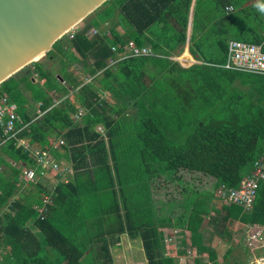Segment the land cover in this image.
I'll return each mask as SVG.
<instances>
[{"label":"trees","instance_id":"1","mask_svg":"<svg viewBox=\"0 0 264 264\" xmlns=\"http://www.w3.org/2000/svg\"><path fill=\"white\" fill-rule=\"evenodd\" d=\"M247 1L194 0L187 41L192 0H106L43 60L0 83V104L6 97L18 115L15 137L0 128V264H113L109 246L122 234L140 238L147 264H176L159 228L182 225L193 264L205 253L209 264H226L230 247L219 263L203 243L205 217L225 235L228 221L264 226V180L249 210L217 194L264 159V75L221 66L231 36L264 50L261 14ZM130 41L152 55L110 65ZM186 42L197 62L183 67L171 56ZM18 139L71 162L72 177L54 173L17 195L20 170L34 165ZM178 171L212 177L213 190L198 193L184 218H159L150 181Z\"/></svg>","mask_w":264,"mask_h":264},{"label":"rangeland","instance_id":"2","mask_svg":"<svg viewBox=\"0 0 264 264\" xmlns=\"http://www.w3.org/2000/svg\"><path fill=\"white\" fill-rule=\"evenodd\" d=\"M247 2V5L251 8L250 2ZM255 9L258 11L257 8ZM78 24L72 27L71 30H74ZM228 39L236 38L231 36ZM186 48L187 43L184 46V50H186ZM184 50L180 54L173 55L171 57L177 58L180 55L177 60L183 67H188L193 61L192 59L189 61L186 60L185 58L187 57L182 58ZM41 59L43 60V58ZM195 62L196 61L194 60V63ZM82 111L83 110H80L74 116L78 118ZM62 164L64 163L62 162ZM65 164L69 168L70 163L65 162ZM65 164L63 166L67 168ZM49 179H52V177H49ZM213 185L214 179L212 177H208L200 173H190L187 171L165 173L152 178V195L156 206L155 210H157L159 218L167 219L172 217L176 220V218L180 215L184 218V213H187V208L189 207L192 199H194L198 193L212 192ZM29 188L31 189L32 187L22 184V190L28 191ZM215 201L218 203V200ZM205 218V223L201 227L203 242L208 248L215 252L219 263L223 262V255L230 247L231 252L225 259L226 264H234L235 262L246 264H264V258H261L264 252V226L242 224L239 221H228L225 223V230L227 231L225 235L220 232V225L217 228H213L212 225L207 222V217ZM182 222V220L178 221L177 225H181ZM175 228L178 232L181 231L180 236L179 234H176L177 231H175L174 236L171 239L168 238L166 241L168 242L166 244L167 248H169V246H174V249L178 250L184 247V249L187 250V254L180 257L182 260H179V258L176 257V264H193L192 254L194 253H190L193 247L189 246V242H186L181 248L182 237L186 238L189 236V233H185L184 225ZM252 233L257 234V239L254 242H251L252 240L250 239L247 240L249 235ZM123 235L124 237L121 239L122 241L119 244H114L112 247L116 250L113 251L111 249L113 264H147L140 238L137 237L135 239H131L127 237L126 234ZM201 264H209L207 253L201 255Z\"/></svg>","mask_w":264,"mask_h":264},{"label":"water","instance_id":"3","mask_svg":"<svg viewBox=\"0 0 264 264\" xmlns=\"http://www.w3.org/2000/svg\"><path fill=\"white\" fill-rule=\"evenodd\" d=\"M104 1L0 0V83L36 58H43L56 40ZM191 14L192 4L187 41Z\"/></svg>","mask_w":264,"mask_h":264},{"label":"built area","instance_id":"4","mask_svg":"<svg viewBox=\"0 0 264 264\" xmlns=\"http://www.w3.org/2000/svg\"><path fill=\"white\" fill-rule=\"evenodd\" d=\"M225 9L230 11L232 7L229 5ZM73 31L70 29L66 34L72 37ZM95 32V29L92 30V33ZM112 50H115V47H112ZM123 51V55L115 59L110 58L108 63L111 65L128 56L152 55V51L148 46H136L132 41L124 46ZM192 61L194 63V60ZM221 66L230 70L264 75V50L262 43L229 39L226 46L225 61ZM91 78V76H87L85 81H90ZM17 119L16 104L9 102L6 97H2L0 104V128L2 129V136H5L4 139L15 137L16 131L13 130V127ZM97 130L103 134V129L100 126L97 127ZM60 143H63V141L60 140ZM17 144L23 146L25 150H28L34 159L33 166H23L20 170L19 178L24 183L35 184L45 178H53L56 174L64 175L66 173V168L64 166L61 167L60 161H57L48 152L42 151L37 147H30L25 139H18ZM11 163L15 165V162ZM50 180L52 181V179ZM262 180H264V159H259L254 163L252 172L243 176L237 187L221 186L217 194L223 202L238 204L243 206L245 210H249L252 207L259 182ZM49 202L50 196H44L42 208L45 209L46 204ZM248 239L254 242L257 239V234H250ZM261 258H264V252Z\"/></svg>","mask_w":264,"mask_h":264},{"label":"crops","instance_id":"5","mask_svg":"<svg viewBox=\"0 0 264 264\" xmlns=\"http://www.w3.org/2000/svg\"><path fill=\"white\" fill-rule=\"evenodd\" d=\"M249 2H250V5L252 6V7H255V8H257L258 9V11L260 12V14H261V17H262V21H263V23H264V12H261L260 10H259V8L257 7V5L259 4V3H264V0H248ZM193 3H194V0H192V6H193ZM229 40V39H228ZM185 51H187L188 52V47L186 48V50H184V52ZM188 54H189V56L187 57V58H185L186 60H194L193 59V57L190 55V53L188 52ZM187 54V55H188ZM38 60V59H37ZM10 161V160H9ZM10 162H13L12 160L10 161ZM61 164H62V162L65 164V162H69V161H67L65 158H62L61 159ZM70 163V166H69V168L67 167V165L65 164V166L67 167L66 168V172L68 173V176H69V178L70 177H72V175H73V170H72V168H71V162H69ZM64 164H62V165H64ZM17 165V164H16ZM69 171H70V174H69ZM72 172V173H71ZM68 178V177H67ZM20 179V178H19ZM151 182V181H150ZM20 183H21V185H20V187L18 188V191H17V195L18 194H21V193H23V194H25V195H28L30 192L29 191H26V190H22V184H24V185H28V183H24L22 180H20ZM150 187H151V183H150ZM151 192H152V188H151ZM215 195H217V194H215ZM152 197H153V195H152ZM217 198H215V199H213L214 201L216 200ZM243 224V223H242ZM159 230L162 232V236H163V241H165L164 242V244H165V248H166V253L168 254V255H171V256H174V257H177V258H179V260H182V259H180V257L181 256H185L186 254H187V250L186 249H184V245H182L181 246V248L182 249H184L185 250V253H183V254H179L178 253V251L180 250V249H178V250H175L174 249V246H172V247H170L169 246V248H167V243L168 242H166L167 241V239L168 238H172L173 236H174V234H175V231H177L176 232V234H179V236H180V232H178V230H176V228L175 227H173L172 228V231H173V233H170L169 231L171 230V227H167V226H162V227H160L159 228ZM184 231H185V233L186 234H188L189 233V231L188 230H186V229H184ZM189 236H187L186 238H184V237H182V239L184 238L185 240H186V242H189V246H192L193 247V251L191 250L190 251V253L192 252V253H195V247L192 245V243H191V241H190V233L188 234ZM98 236H100V231H98V232H96V233H92L91 234V239H88V237H87V243L89 242V245H96L97 244V241H94V240H96L95 238L96 237H98ZM124 237V235L122 234L121 236H120V240L118 241V242H116V244H119L122 240V238ZM128 237V236H127ZM130 238V237H129ZM133 239H135V238H133ZM204 243V242H203ZM113 247V245H110L109 246V249H110V252H111V249L113 250V251H115L116 249L115 248H112ZM143 250V249H142ZM196 254V253H195ZM193 256H194V254H192ZM192 256V257H193ZM146 259V258H145ZM147 262V261H146Z\"/></svg>","mask_w":264,"mask_h":264},{"label":"clouds","instance_id":"6","mask_svg":"<svg viewBox=\"0 0 264 264\" xmlns=\"http://www.w3.org/2000/svg\"><path fill=\"white\" fill-rule=\"evenodd\" d=\"M257 7L259 8V10L261 11V12H264V3H259L258 5H257ZM187 44H188V42H187ZM175 60H177V58L175 59ZM178 61V60H177ZM196 61V60H195ZM179 62V61H178ZM197 62V61H196ZM180 63V62H179ZM192 64V63H191ZM80 110H82V109H80ZM83 112V111H82ZM77 118V117H76ZM98 126H100V125H98ZM98 126H96V130H97V127ZM101 127V126H100ZM98 131V130H97ZM98 132H100V131H98ZM101 133V132H100ZM102 134V133H101ZM102 136L106 139V137H105V135H104V132H103V134H102ZM67 180H68V178H67Z\"/></svg>","mask_w":264,"mask_h":264},{"label":"bare ground","instance_id":"7","mask_svg":"<svg viewBox=\"0 0 264 264\" xmlns=\"http://www.w3.org/2000/svg\"><path fill=\"white\" fill-rule=\"evenodd\" d=\"M187 54H188V52L185 51L184 54L182 55V58H183V57H188L189 54H188V55H187ZM179 56H180V55H179ZM179 56H178V57H179ZM178 57H177V58H178ZM38 58H41V57H38ZM38 58H36V59H38ZM184 60H185V59H184ZM184 67H185V66H184ZM61 166H63V165H61Z\"/></svg>","mask_w":264,"mask_h":264}]
</instances>
